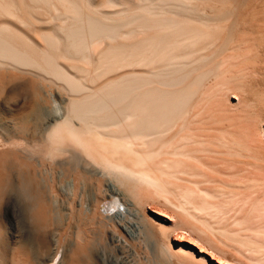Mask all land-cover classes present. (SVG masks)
<instances>
[{"label":"bare ground","instance_id":"6f19581e","mask_svg":"<svg viewBox=\"0 0 264 264\" xmlns=\"http://www.w3.org/2000/svg\"><path fill=\"white\" fill-rule=\"evenodd\" d=\"M233 3L0 0V212L31 218L43 233L34 242L0 233V264L6 250L26 254L29 242L40 257L11 264H45L44 255L54 263L64 256L58 264H118L104 250L125 246L118 226L130 239L150 230L142 210L151 200L196 237L168 235L172 218L152 211L168 264H264V111L254 110L264 98L260 91L249 99L243 83L264 54V24L241 26L258 13L249 5L244 16ZM47 162L59 169L49 198L37 181ZM101 179L109 204L80 194ZM119 207L140 223L121 225ZM54 217L77 229L66 245ZM81 221L105 228L94 257L88 233L78 235Z\"/></svg>","mask_w":264,"mask_h":264},{"label":"rangeland","instance_id":"374dc122","mask_svg":"<svg viewBox=\"0 0 264 264\" xmlns=\"http://www.w3.org/2000/svg\"><path fill=\"white\" fill-rule=\"evenodd\" d=\"M233 1H235L236 2V4H234V6L235 7H237L238 6V8H240V10L241 11H243L242 13H243V15L245 16V14L247 13V11L249 10V9H247L248 7H249V5H250V7L251 8H253V7H255L254 9H255V15L258 13V14H260V16L263 14V12H264V5L262 6V4H264V3H262L261 5H260V3H258L260 6L258 7L257 6V4L256 3H254L255 1L254 0H248V1H246V0H233ZM251 1V2H250ZM238 2V3H237ZM248 2V3H247ZM250 2V3H249ZM252 3V4H251ZM245 4V5H244ZM254 4H256V5H254ZM246 6V7H245ZM257 6V7H256ZM243 8H244V10L246 9V11H244L243 10ZM257 9H258V12H257ZM260 10V11H259ZM263 11V12H262ZM244 12H245V14H244ZM260 12H262V13H260ZM256 15V16H258V17H260L259 15ZM244 16H241V17H244ZM257 17V19L255 18V17H253L254 19H252V18H248V16H246V17H244L246 20L243 22V21H239L241 24V26H245V24H246V26H245V28L246 29H250V28H255V25H259V27H261V26H263L262 24H264V23H262L264 20V18H263V15H262V17L261 18H263L262 20H261V18H258ZM240 19V18H239ZM251 19H252V21H251ZM243 20V19H242ZM250 22H249V21ZM255 20V21H254ZM257 20H260V21H257ZM247 22V23H246ZM254 22V23H253ZM257 22V23H256ZM261 23V24H259V23ZM242 23H244L243 25H242ZM249 23H250V25H249ZM254 24V25H253ZM258 26H256V28H257ZM255 28V29H256ZM252 29V30H253ZM250 36V35H249ZM262 46V45H261ZM261 49L263 50L264 49V44H263V46L261 47ZM260 49V50H261ZM262 50H261V52H262ZM264 51V50H263ZM260 55H264V54H260ZM259 55V56H260ZM259 57L258 58V60H259V62H257V63H254V64H250L249 66H251L250 68V70H249V72H247V74H246V76H245V78L246 79H244V81H243V83L245 82L246 84H245V88H247V93H248V98L249 99H257L256 98V95H253L254 93H257L258 95H259V93H260V91H261V93H260V95H259V97L261 96V98L263 99L264 97V66H263V68H261L262 67V65H264V56L263 57ZM261 60V61H260ZM257 64V65H256ZM252 66H253V68H252ZM260 66V67H259ZM254 73L256 74V76L254 75ZM253 74V75H252ZM260 74V75H259ZM252 75V76H251ZM250 76H251V80H250ZM256 77V78H255ZM254 78V79H253ZM250 80V81H249ZM253 80V81H252ZM252 82H253V84H252ZM248 84V85H247ZM258 84V85H257ZM249 86V87H248ZM258 86V87H257ZM20 89V90H19ZM19 89H17V91L19 92H17V91H15V92H17V95H18V100L19 101H21V97H19L20 96V94H23L24 92H26V89H24V91H21V89L23 90V88H19ZM260 89V90H259ZM254 91V92H253ZM262 94V95H261ZM258 95H257V97H258ZM230 99V102L231 103H235V100H233V99H231V98H229ZM264 102V99L262 100V103L260 104V103H256V107H255V109L254 110H256L257 112H259V113H261L260 111H264V108H262V104H264L263 103ZM262 115H263V119H264V112L263 113H261ZM242 138V137H241ZM261 155H263L264 156V154H261ZM260 155V156H261ZM46 164H49L48 162L47 163H45V169L44 170H39L40 172H42V174H40V175H42V177H40V176H38L37 177V181H38V183L40 184V188L42 189L41 191H42V193L43 194H45L46 195V197H51V193H52V188H53V182L51 181V178H55V176H56V174H57V172L59 171V169H58V167H53L52 165H50L49 164V166H51V167H47L48 165H46ZM49 171H52V172H49ZM262 171L264 172V168L262 169ZM263 172H262V174H263ZM10 172H8V174H7V176H6V178H5V180H3L2 178V176L1 175H3V174H1L0 176L2 177L1 179L4 181L3 183H5V189H7L6 191L8 192V191H10V192H8V193H11V187L10 186H12V182H11V180H12V175L11 174H9ZM261 174V175H262ZM47 175V176H46ZM259 175V174H258ZM9 176V177H8ZM39 178H41L42 179V181H40L39 180ZM96 180H92V183L91 184H89V182L87 183L86 182V187H84L85 189H83V191H80V194L84 197V196H91L92 195V197L93 196H95L96 197V199L98 200V201H106V202H104L105 204L107 203V204H109V201L111 200V198L110 197H108V192L107 191H105V189H104V184H105V181H103L102 179L100 180V181H96ZM6 183L8 184V185H6ZM104 183V184H103ZM99 185H101L100 187H99ZM6 186H8V187H6ZM13 187V186H12ZM11 189V190H10ZM99 189V190H98ZM86 191V193L88 194H86L85 195V192ZM105 191V192H104ZM103 192H104V194H103ZM103 195V196H102ZM110 198V199H109ZM100 199V200H99ZM163 205V206H162ZM107 206V205H106ZM145 208H144V211L142 210V212L144 213V221L146 222V224H148V226L149 227H151L150 228V230L148 231V230H146V231H144L143 232V228H140L139 229V231H141V232H139V233H137L136 234V236L134 237V239L133 238H129L128 236H126L125 235V233L121 230V228L119 229V227L120 226H118V231H120V234H124V237H126V238H128V239H126V244H125V246H123V248L122 247H120L119 245H121V244H119V243H116V242H114V244H112V243H110L109 244V249L107 248L106 250H104V252H105V254H108V256H111L113 259H115V261H117L118 262V264H168L169 262L168 261H164V259L162 260L161 258H160V255H159V253H158V241L160 240V238H161V235H159L160 233H159V231H158V229H157V224H158V221L156 220V216L152 213V211H159L160 210V213H163V214H166V216H168L171 220H172V225H173V227H172V229L171 230H168V235H171L172 237H173V235L175 236V235H177V236H183L182 237V239H188L189 237H193V238H195L196 239V237L194 236V235H190L191 233L189 232L190 230L188 229V227L185 225V226H183V225H181L180 224V222H179V220H178V217H176L177 215H175L174 214V211H172V209H170V207H168L167 205H164L163 204V202H162V200H158V202L157 201H153V200H151V201H147V203L145 204L144 203V205H143ZM117 208H115V210H116ZM119 209H120V213L122 212V210H123V208L122 207H119ZM155 209V210H154ZM10 209L8 208V211H9ZM113 210V209H112ZM111 210V213L110 214H113L114 212H116L115 210H113L112 211ZM113 212V213H112ZM122 214L124 215V218H122V220L124 219V221H119V223L122 225V223L123 224H126V222L128 221V222H138V219L135 217V216H132V215H126V214H124L123 212H122ZM126 216V217H125ZM27 219H25L24 221H22V222H17L16 220H13V218L11 217V214L9 213V214H4L3 212H0V233L2 234V235H4V237L5 236H10V237H12V240L14 241L15 239H16V237H22V238H27L26 237V235L27 236H29L30 235V239H31V241H35L36 239H34L33 237L35 236V238H37L38 236L40 237V235H42L43 233L40 231V230H37V228L35 229V227H36V225L34 224L35 222H34V220H32L31 218H28V217H26ZM54 219L55 220H52V228L54 227H56L54 230L56 231V233L58 232V234L57 235H59V234H61V232L63 233V234H61V235H59L60 236V238H59V240H60V242H59V244H64L65 243V245H66V243L68 244L69 242H68V240L70 241V239H72V238H74L73 236H75V234H73V233H75L76 232V230H75V228L74 227H70L69 229H67L66 227H65V223H63L62 221L63 220H61V219H58V218H55L54 217ZM136 219V220H135ZM114 220H116L117 221V219H114ZM126 220V221H125ZM16 221V222H15ZM86 222V221H85ZM84 221H81V222H79V224L80 223H83V224H80L79 225V231H81V233H79L78 235H81V234H83L82 233V231H85V232H87L88 233V235H89V238H88V241H90L89 239H91L92 240V242L89 244L90 246H89V248H93L92 250L90 249V252L92 251L93 253H90V255L89 256H92V257H94V255H95V253H96V250H97V248H98V246L101 244V242L103 243V237L101 236V232L103 231V229H105V228H99V227H97V225L98 224H96V227H94V225L93 224H91V225H89V223H85ZM138 223H140V222H138ZM19 224H21V226L19 225ZM119 224V225H120ZM167 224H169V223H167ZM171 224V223H170ZM169 224V225H170ZM55 225V226H54ZM152 225H153V228H152ZM181 225V226H180ZM18 226V227H17ZM32 226V227H31ZM61 226V227H60ZM64 226V227H63ZM72 226V225H71ZM90 226V227H89ZM98 226H100V225H98ZM59 227V228H58ZM154 227L156 228V229H154ZM20 228H21V230H20ZM61 228V229H60ZM64 229V231H63V229ZM66 228V229H65ZM71 228H72V230H71ZM87 228V229H86ZM111 227H109V228H107V230H106V232H107V235H109V229H110ZM186 228V229H185ZM97 229L99 230L98 232H97ZM152 229H154L153 230V232L151 231ZM66 230V231H65ZM72 232V234H73V236L71 235V234H69L68 232ZM105 231V230H104ZM123 232V233H122ZM148 232V233H147ZM29 234V235H28ZM35 234V235H34ZM37 234V235H36ZM66 234H69L70 236H72V238H70L68 235H66ZM193 234V233H192ZM19 235V236H18ZM63 235V236H62ZM66 235V236H65ZM91 235V236H90ZM196 235V234H195ZM37 236V237H36ZM65 236V237H64ZM98 236H101V237H98ZM3 237V238H4ZM97 239H96V238ZM138 237V238H137ZM212 238H218L217 237V235L216 236H211ZM65 238V239H64ZM70 238V239H69ZM101 238V239H100ZM201 238V237H200ZM67 239V240H66ZM100 241V244H99V241ZM199 240V238H197V241ZM67 241V242H66ZM95 241H96V243H95ZM33 242L31 243V242H29L28 244H26L25 245V248H26V254L28 255L27 257H29L28 259H26V254H24L23 252H25V250L22 248L21 249V246H19L18 248H17V250L14 252V251H9V250H6V255H5V263L4 264H11L12 262H13V260H15V259H21V260H23V261H30V259H31V261H30V263L32 262L33 263V256H37L38 255V257H40L39 256V253H37L36 255H35V252H36V249H35V247L33 246L34 244H33ZM198 243H200V245H203L204 246V248L206 249V250H213L214 249V246L213 245H211L210 243H207V242H205V241H198ZM207 244H208V246H207ZM210 244V245H209ZM29 245L30 246H32L31 247V249H30V247H29ZM111 245V246H110ZM157 247H156V246ZM26 246H28V248L26 247ZM115 246V247H114ZM101 248V247H100ZM117 248V249H116ZM121 248V249H120ZM224 250H225V254L224 255H228V256H232V257H234L236 260H238V259H240V255L239 254H237L234 250H232L230 247H224L223 248ZM101 249H98V251H100ZM107 251V252H106ZM68 252H70V251H68ZM32 253V254H31ZM71 253V252H70ZM70 253H67V252H65L63 255H65V258L66 259H68L71 255H70ZM41 254V253H40ZM110 254H112V255H110ZM31 255H33V256H30ZM69 255V256H68ZM121 256V257H120ZM45 259L44 260H46L45 261V264H58V260H60V259H62L64 256H58V259H57V262L56 263H54L53 261V263L51 262V261H48V258H46L47 256L46 255H44L43 256ZM84 255L83 256H81V259H86V256L84 257ZM24 259H26V260H24ZM92 259H94V258H92ZM162 260V261H161ZM91 261V260H90ZM92 262V261H91ZM90 262V264H93V263H91ZM122 262V263H121ZM167 262V263H166Z\"/></svg>","mask_w":264,"mask_h":264}]
</instances>
